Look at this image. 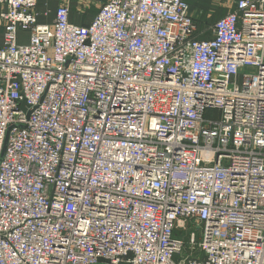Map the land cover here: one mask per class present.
Segmentation results:
<instances>
[{
  "label": "built area",
  "instance_id": "built-area-1",
  "mask_svg": "<svg viewBox=\"0 0 264 264\" xmlns=\"http://www.w3.org/2000/svg\"><path fill=\"white\" fill-rule=\"evenodd\" d=\"M53 1L0 0V264H264V0Z\"/></svg>",
  "mask_w": 264,
  "mask_h": 264
},
{
  "label": "crops",
  "instance_id": "crops-1",
  "mask_svg": "<svg viewBox=\"0 0 264 264\" xmlns=\"http://www.w3.org/2000/svg\"><path fill=\"white\" fill-rule=\"evenodd\" d=\"M188 1H189L190 5H191L192 3H194V2H196L198 0H188ZM203 1H208L209 9H207V11L205 9L204 10L202 9V11H200L201 14L204 13V12L208 14L211 11L214 12V10H217V8H221V7H219V5L221 4L220 3L221 1H219V0H203ZM223 1H225V0H223ZM43 6H44L45 10L48 9V11L50 13H49L48 17H43L42 16L40 18V22H42V23H52L53 20H54V17H55V10L57 8V3L54 1L52 3V7H49V6L46 7L45 4ZM4 9H5V7L3 5H0V14H1V12ZM93 11H95V10H93ZM193 12L194 13H198L196 10H193ZM196 16H198V15L196 14ZM45 19H47V20H45ZM4 34H5V28H4V26L2 24H0V46L3 45ZM28 42H29V33L20 31L19 34H18V43L21 45V44H27Z\"/></svg>",
  "mask_w": 264,
  "mask_h": 264
},
{
  "label": "rangeland",
  "instance_id": "rangeland-1",
  "mask_svg": "<svg viewBox=\"0 0 264 264\" xmlns=\"http://www.w3.org/2000/svg\"><path fill=\"white\" fill-rule=\"evenodd\" d=\"M53 2H54L53 0H39L38 11L39 12H43L45 10V8L43 6L44 4H45L46 7H47V5L49 7H52V3ZM191 7H192V10H196L198 12L197 15L200 16L201 20H203L204 16L201 15L200 11H202V9L203 10L205 9L207 11V9H209V3H208V1L198 0V1L194 2V3H192ZM214 13H215L214 17H212V20L210 19L211 20L210 25L215 23L222 16H224L226 11L224 9H222V8H217V10H214ZM205 15H206V13H205ZM45 20H47V19H45ZM179 238H182V236L179 235ZM186 241L189 242V239H187ZM199 241H200V235H199V232H198V242Z\"/></svg>",
  "mask_w": 264,
  "mask_h": 264
},
{
  "label": "trees",
  "instance_id": "trees-1",
  "mask_svg": "<svg viewBox=\"0 0 264 264\" xmlns=\"http://www.w3.org/2000/svg\"><path fill=\"white\" fill-rule=\"evenodd\" d=\"M203 23H206V22H204L203 20L199 21L200 25H203ZM207 23H211V22H207Z\"/></svg>",
  "mask_w": 264,
  "mask_h": 264
}]
</instances>
